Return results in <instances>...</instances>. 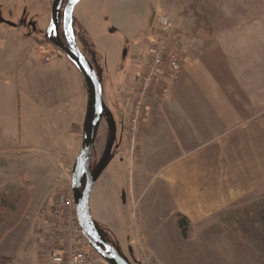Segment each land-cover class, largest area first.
Returning <instances> with one entry per match:
<instances>
[{
  "label": "rangeland",
  "instance_id": "1",
  "mask_svg": "<svg viewBox=\"0 0 264 264\" xmlns=\"http://www.w3.org/2000/svg\"><path fill=\"white\" fill-rule=\"evenodd\" d=\"M67 1L63 0L61 16ZM204 1L214 0H80L74 8L76 39L87 59L93 60L101 72L104 101L117 124L113 150L126 149L132 164L140 160L141 151L137 157L128 151L132 139L127 132L131 125L130 108L140 83V70L150 59L149 38L155 29L157 7L160 4L172 11V5L181 10L186 2ZM52 2L0 0V196L6 198L4 205L0 202V211L7 219L12 214L5 208L19 206L22 214L19 224L0 242V264H42L52 197L71 189L73 166L83 142V120H79L82 131L76 142H72L69 133L82 75L43 31L52 16ZM9 19L33 20L38 30L36 37L42 34L43 38L35 40L24 35L20 25L18 31L15 25L7 23ZM109 134L108 124L102 118L91 169L101 158ZM108 170L111 167L102 172L91 191L90 209L98 230L108 240L120 244L116 240L120 233L113 232V223L109 221L114 212L108 215L105 208L109 206L121 213V204L118 199L110 201L109 191L101 187ZM21 193L28 194L30 201L19 205ZM263 197V193H257L253 201L236 202L235 208L226 209L205 225L190 226L188 237L182 236L185 241L180 232H175L176 240L167 227L156 225L161 217L144 226L142 209L136 212L128 205L129 213L119 219L128 226L127 231L124 228L125 237L138 241L148 233L152 238L130 246L133 257L127 256V248L120 251L131 264H151L145 262L146 256H151L154 264H264V235L259 221ZM122 243L128 247L126 242ZM149 245L153 248L148 249ZM91 251L96 258L100 257L92 246Z\"/></svg>",
  "mask_w": 264,
  "mask_h": 264
},
{
  "label": "crops",
  "instance_id": "2",
  "mask_svg": "<svg viewBox=\"0 0 264 264\" xmlns=\"http://www.w3.org/2000/svg\"><path fill=\"white\" fill-rule=\"evenodd\" d=\"M171 7L175 27L167 41L181 61V71L168 82V96L156 90L148 99L140 160L132 164L126 149L113 150L103 171L111 167L101 187L109 191L110 201L118 199L121 204V213L105 208L108 215L114 212L109 221L113 232L120 233L116 234L120 244L114 246L129 249V257L135 242L152 237L145 232L138 241L125 237L128 226L119 219L129 213L128 205L136 212L142 209L144 226L161 217L155 224L167 227L177 240L175 232L181 233L177 215L186 216L193 227L205 225L235 208L236 202L264 194V0ZM159 10L166 9L159 4ZM82 82L69 124L72 142L80 138L79 120L84 121L86 114Z\"/></svg>",
  "mask_w": 264,
  "mask_h": 264
},
{
  "label": "built area",
  "instance_id": "3",
  "mask_svg": "<svg viewBox=\"0 0 264 264\" xmlns=\"http://www.w3.org/2000/svg\"><path fill=\"white\" fill-rule=\"evenodd\" d=\"M155 33L150 35V59L146 62L140 83L130 108L131 125L127 131L131 136L128 151H140L139 132L144 124L149 96L160 89L161 95H169L168 82L177 78L181 71V61L168 44L175 27L174 15L159 10L155 22ZM163 35V39L158 36ZM50 58L47 57V60ZM163 82V83H161ZM66 192H57L51 200L49 235L43 253L42 264H109L103 258H96L91 251L78 218L72 185ZM145 262L153 263L151 256Z\"/></svg>",
  "mask_w": 264,
  "mask_h": 264
},
{
  "label": "water",
  "instance_id": "4",
  "mask_svg": "<svg viewBox=\"0 0 264 264\" xmlns=\"http://www.w3.org/2000/svg\"><path fill=\"white\" fill-rule=\"evenodd\" d=\"M79 1L68 0L64 8L63 29L67 44L63 42L60 36L53 40L55 46L66 54L81 73L87 92L83 142L72 170V187L78 218L81 229L89 244L102 258L109 264H131L115 246L101 235L90 209L91 191L108 165L114 149L117 138V124L112 111L104 101L101 77L97 73L93 63L85 56L74 33L73 12ZM62 4L63 0H53L52 2L51 24L48 28L49 36L52 30L59 32V12ZM102 118L108 124L110 131L109 140L101 158L94 170L91 171V158Z\"/></svg>",
  "mask_w": 264,
  "mask_h": 264
},
{
  "label": "trees",
  "instance_id": "5",
  "mask_svg": "<svg viewBox=\"0 0 264 264\" xmlns=\"http://www.w3.org/2000/svg\"><path fill=\"white\" fill-rule=\"evenodd\" d=\"M84 44L86 46L85 48L87 49V47H89V46L87 45V43L85 42V40H84ZM94 158H95V156H94V152H93L91 159H94ZM91 166H92V162H91L90 168H91ZM84 183H85V179H84ZM27 191H29V190H27ZM27 195L23 194V196H22V193H21V197L19 199V202H20L19 205L22 202L25 203L26 200H29L30 201V198ZM5 200H6V198L4 196L3 197L0 196V202L3 205H4L3 202ZM5 209L8 210L12 215L9 218L5 219L4 218L5 217V214H3V212L0 211V242L5 237V235H7L11 230L14 229V227H16V225L19 224V221H20L19 218H20V216H22L21 210L19 211V206L17 207V209H16V207H11V206H8V208H5ZM1 217H3L4 219L1 218ZM9 219H11V220H9ZM176 219H177V224H178V226H179V228L181 230L182 236L185 237V238L188 237V234H189V231H190V226H191L189 219L186 216L182 215V214L177 215V218ZM259 221L262 224V227H263V235H264V202L262 203V206H260V210H259ZM100 233L102 234L101 231H100ZM102 236L114 246V242L113 241L108 240L103 234H102ZM117 249L119 250V248H117Z\"/></svg>",
  "mask_w": 264,
  "mask_h": 264
},
{
  "label": "flooded vegetation",
  "instance_id": "6",
  "mask_svg": "<svg viewBox=\"0 0 264 264\" xmlns=\"http://www.w3.org/2000/svg\"><path fill=\"white\" fill-rule=\"evenodd\" d=\"M1 10H2V8H0V14H1ZM62 15V13H60L59 12V19H60V28H59V32H56L55 30H52V32H51V34H50V36H49V34H48V28H49V26H50V24H51V19H50V21H49V23H48V26L46 27V29L45 30H43L44 32H45V34H46V38L50 41V42H52V43H54L53 42V40L54 39H57V37L58 36H60V38L63 40V42H65L66 44H67V40H66V36H65V33H64V29H63V24L61 23V22H63V16H61ZM64 15V14H63ZM11 17V16H10ZM52 17V16H51ZM12 18V17H11ZM7 23L8 24H10V25H15L16 26V29L18 30V29H20V28H22V29H20V32H24V35H27V34H29L30 36H32L33 38H35V40H40V39H42L43 37H42V34H40V37H36V34L38 33V30H37V28H36V23L33 21V20H26V19H18L17 21H13V20H7ZM18 25H20L21 27L19 28H17V26ZM25 28V29H24ZM24 30V31H23ZM19 31V30H18ZM44 34V33H43ZM84 52V51H83ZM91 62L93 63V65L95 66V69H96V71H97V73L99 74V76L100 77H102L100 74H101V72H99V70H98V67H97V65H96V63L93 61V60H91ZM90 170L91 171H93L94 169H91L90 168Z\"/></svg>",
  "mask_w": 264,
  "mask_h": 264
}]
</instances>
